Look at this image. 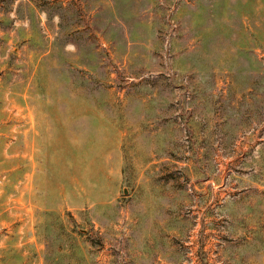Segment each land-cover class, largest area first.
<instances>
[{
  "label": "rangeland",
  "instance_id": "1",
  "mask_svg": "<svg viewBox=\"0 0 264 264\" xmlns=\"http://www.w3.org/2000/svg\"><path fill=\"white\" fill-rule=\"evenodd\" d=\"M0 264H264V0H0Z\"/></svg>",
  "mask_w": 264,
  "mask_h": 264
}]
</instances>
